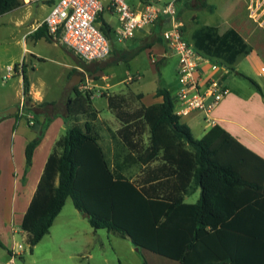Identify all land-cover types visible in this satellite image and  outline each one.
Returning a JSON list of instances; mask_svg holds the SVG:
<instances>
[{
	"label": "trees",
	"instance_id": "16d2710c",
	"mask_svg": "<svg viewBox=\"0 0 264 264\" xmlns=\"http://www.w3.org/2000/svg\"><path fill=\"white\" fill-rule=\"evenodd\" d=\"M20 2L0 0V13ZM96 20L111 40L112 27L102 11ZM34 34L50 38L44 22ZM111 46L114 49L113 40ZM22 76L25 106L34 115H44L41 128L56 115L66 126L45 161L22 218L29 250L48 232L70 197L93 228L128 237L134 245L176 258L180 264H264V189L260 191L256 181L244 177L230 162H222L218 147L208 139L193 135L175 112L168 88L159 83L155 94L162 99L150 104L141 101L142 92L130 89L107 95L119 122L117 135L142 164L136 178L130 179L111 169L92 122L73 119L94 110L91 90L75 84L73 95L57 110L54 101L34 102L24 69ZM39 141L40 136L26 142L24 171ZM242 160L240 156V164ZM197 187V200L185 201L184 196Z\"/></svg>",
	"mask_w": 264,
	"mask_h": 264
},
{
	"label": "crops",
	"instance_id": "0c3cea01",
	"mask_svg": "<svg viewBox=\"0 0 264 264\" xmlns=\"http://www.w3.org/2000/svg\"><path fill=\"white\" fill-rule=\"evenodd\" d=\"M55 1L21 0L18 6L0 13L1 16L15 11L17 8L20 9L16 13L14 12L11 17L13 19H10V22L16 25L17 29L0 30V59L5 58L4 54H9L11 49H17L16 53L7 56L12 58L14 65L22 62V67L17 66L13 74L10 75H17L16 83L20 88L17 87L13 95L9 94L5 99L0 100V109L10 105L18 106L24 96L22 71L25 70L27 53L38 61L48 60L64 66L69 73L71 72L70 77L77 72V69L83 68L78 61L83 58L72 49L51 37L45 35L37 37L34 34L35 29L43 22ZM34 2L38 3L35 7L37 9L35 13L31 9ZM138 2L139 0L136 3H130L138 5ZM207 2L206 0H175L176 16L182 23L183 35H185L184 28L189 24V21L197 22L198 20L199 12H194L195 6H203L202 12L207 9L209 13H212L214 5ZM249 2L250 0H246L247 17L256 26L248 22L244 26L238 24L223 29L214 21L199 31L196 41H191L184 36L203 56L200 72L204 76L218 78L229 87V93L213 109V122L205 120V114L202 110H191L179 114V116L182 121L190 126L195 137L206 138L212 147H218L217 154H220L222 162H230L244 177L256 181L259 190L263 191L264 42L258 40L252 46L248 35L249 30H257L256 27L264 31V26L250 16L248 12ZM103 10L114 12L108 8ZM183 13H186V19L182 16ZM107 22L112 27L114 35L118 24L113 25L109 21ZM169 27L170 22L167 14L162 15L156 22L136 29L131 37L119 41V48L114 46L120 55L119 58L109 60L104 65H94L89 68L93 75H98V78L92 81V85L101 92L94 91L91 95L94 110L78 113L73 118L80 123L86 119L92 122V132L103 147L111 169L130 179L136 178L142 164L135 160L133 154L117 135L116 128L119 126V122L108 106L107 95L115 92L124 93L130 89L133 92H142L141 101L144 104H150L162 99L160 95L155 94L159 83L168 88L173 95L178 86L177 77L172 86L162 83L158 78V83L149 91L150 98L146 100L147 93L141 89V84L135 87L131 86L133 82L142 77L141 71L136 69L133 72L134 78L128 79L121 74L115 75L114 72L108 73L103 69L105 66L112 68L114 62L133 58L142 49L147 50L149 61L156 64L159 61L157 56L165 57L173 53L166 47L162 36L163 30ZM114 49L110 50V55L113 54ZM152 55L156 58L155 61L152 60ZM69 56L71 59H68ZM73 68H76V71H73ZM81 70L86 73L85 69ZM69 73L64 77L65 79L62 76L56 77L55 81L58 82V85L50 92L49 88H45L44 80H41V86H37L34 79H30L25 72L28 79L29 96L34 102L54 101L53 106L58 107L60 101H65L68 96H72L74 93L73 86L75 84L69 85L67 82L63 86L62 83L63 80L70 79ZM249 77L258 83L260 89L252 83ZM85 79L87 81V74ZM246 79L248 82H245ZM82 81L81 76V81L78 82L81 87ZM19 89H21V93L17 95V92H20ZM17 111L18 108L14 113L0 117V240L3 243L0 245V264L10 257L12 251L17 252L16 256H22L24 254L23 248L29 249V244L23 243L25 232L21 227L22 218L34 193L45 161L55 141L64 133L66 127L62 116L56 115L43 130L41 128L43 114L36 112L33 117L34 123L29 124L26 118L20 116ZM112 116L116 119L115 124L108 121ZM38 136H40V141L33 150L32 162L24 171L25 144ZM240 156L243 157L241 164ZM192 194L193 199H189ZM199 194L200 187H197L192 193L186 194L184 200L194 202ZM64 205L55 216L48 232L33 245L32 250H30L31 260H25L21 264H100L99 262L93 263L94 253L90 249V244L99 242L100 244L97 245H100L102 249L104 248L105 242L103 240H95L102 233L100 232L102 231L101 228H93L87 217L75 206L74 208L70 206L64 208ZM241 226L247 227V224ZM105 237L110 241L113 240L112 244L115 245V250L120 258L118 264H180L178 259L160 254L149 248L139 247V249H135V245L128 237L120 236L107 229ZM19 242L22 243L23 248L17 246ZM84 254L88 255L86 260L81 259L78 263L74 262V259H78ZM105 258L107 259V257ZM110 262L109 260V263L106 264H112Z\"/></svg>",
	"mask_w": 264,
	"mask_h": 264
},
{
	"label": "built area",
	"instance_id": "2783aa9c",
	"mask_svg": "<svg viewBox=\"0 0 264 264\" xmlns=\"http://www.w3.org/2000/svg\"><path fill=\"white\" fill-rule=\"evenodd\" d=\"M104 8L113 10L118 19L115 39L131 37L138 28L156 22L162 15L169 18L170 27L163 30L166 47L177 55L176 77L178 86L174 92V106L177 114L191 110H202L204 118L213 122L212 111L229 93V87L214 76H204L200 72L203 56L183 35L182 23L176 16L175 0H139L138 5L126 0H56L43 19L47 33L57 42L72 49L85 60H100L111 50V40L100 28L96 18ZM248 12L264 26V0H250ZM152 55V60L155 61ZM22 62L6 66L5 77L13 74ZM134 75L129 74L128 79ZM18 114L29 124L34 123V114L25 106L24 97L18 104ZM17 246L22 247V243ZM17 252L2 264H16Z\"/></svg>",
	"mask_w": 264,
	"mask_h": 264
},
{
	"label": "rangeland",
	"instance_id": "374dc122",
	"mask_svg": "<svg viewBox=\"0 0 264 264\" xmlns=\"http://www.w3.org/2000/svg\"><path fill=\"white\" fill-rule=\"evenodd\" d=\"M129 3L134 2L136 3L138 0H126ZM207 3H212L214 5V8L212 10V13H209V10L204 9V12L201 11V8L203 6H195V11L199 12L198 20L197 22H191L189 21V24L185 26V35L186 38L190 39L191 41L197 40L199 31L208 26V23H213L214 21L217 22V25L220 26V28L228 29L232 27L233 25H246L248 22H250L253 26H256L255 23L247 17V10H246V0H206ZM197 3V2H195ZM206 3V5H207ZM38 3L34 2L31 5V9L34 11V13L37 11L35 8ZM205 6V5H204ZM51 8V7H50ZM20 10L17 8L15 11L8 12L4 15L0 16V30H16L17 26L14 25L12 22H10L13 13ZM103 17L109 21L113 25L118 24L117 15L115 12H110L107 10H103ZM201 13V14H200ZM183 17L186 16V13H183ZM33 18V16H31ZM186 19V17H185ZM251 25V26H252ZM257 30H249V39L250 44L253 46V43L258 40H263L262 38L264 36V31L261 30V28L256 27ZM115 34H111V40H113V45L119 48L118 43L119 41L115 39ZM123 41V40H122ZM121 50V49H120ZM17 49H11L9 54H4L6 57L0 59V100L5 99L9 94H12L15 92V89L18 86L16 83L18 80L17 75L8 76L5 77L4 74L6 72V66L8 64L14 65L12 62V58L8 57L7 55H11L16 53ZM66 54V53H65ZM68 56V55H67ZM120 55L114 49L112 55H108L106 58L100 59V60H84L79 59V63L82 65L81 69H85L86 73H83L80 68L77 69V72H79L83 78L82 81V87L85 89L91 90L93 93L94 91H100L97 90L95 86L92 85V81L94 79L98 78V75H93L91 71H89V68L93 67L94 65L100 66L104 65L105 63L109 62V60H112L114 58H119ZM158 62L155 64L151 63L149 61L147 50L142 49L138 51L133 58H127L125 60L119 61L117 63H112V68H107V66L104 67V71L111 73L114 72L115 75L121 74L123 77H128L129 74L134 75V71L138 69L143 73L142 77L139 78V80L132 83V87L139 86L141 84V89H143L147 95L146 100L150 98V92L151 89L154 87L156 83H158V78L161 80L162 83H167V85L172 86V84L176 80V67H177V55L174 53H170L165 57L157 56ZM26 66H25V72L27 76L30 77V79H34L37 86H41V80L45 81V88H49V91L52 92L53 88L58 85V82L55 81L56 77L62 76V78L66 77L68 75V69L66 70L64 66L53 63L51 61L45 60V61H38V59L33 58L29 53L26 55ZM68 59H71L69 56ZM262 59V58H261ZM95 63V64H94ZM264 63V62H263ZM33 64V65H32ZM70 71V70H69ZM86 74H87V81H86ZM71 75V72L69 73V77ZM65 79V78H64ZM114 79V78H113ZM69 78L67 80H63V86H65L68 82ZM245 80V79H242ZM248 82V79H246ZM89 81V82H88ZM169 86V87H170ZM20 88V87H19ZM20 92H17V95H20L21 89H19ZM129 90V89H127ZM101 92V91H100ZM20 97V96H19ZM17 99V96H16ZM130 102V101H129ZM134 105V102H131ZM64 106V100L59 102V106L57 109H62ZM116 119L114 116H112L110 119H108L109 122L112 124H115ZM107 121V119H106ZM65 131V130H64ZM189 199H193V194L189 197ZM64 208H67V206H70L71 208H74V205L72 203V200L70 197H67ZM100 232H102L98 238H95V240H103L105 242L104 248L102 249L100 247L99 242L96 244H90V249L93 250L94 256H93V263L99 262L100 264H106L110 263L112 264H118L120 263V258L115 250V245L112 244L113 240H108L105 237L106 229L101 228ZM23 243L26 245L27 242L24 240ZM23 248V247H22ZM24 254L22 256H16L15 262L17 264L23 263L25 260H31L32 255L30 253V250L26 247L23 248ZM107 257V259L105 258ZM88 258L87 254H84L82 257H78V259H74L75 263H78L81 261V259L86 260ZM124 262V260H122ZM122 262V263H123ZM96 264V263H95Z\"/></svg>",
	"mask_w": 264,
	"mask_h": 264
},
{
	"label": "water",
	"instance_id": "95a60500",
	"mask_svg": "<svg viewBox=\"0 0 264 264\" xmlns=\"http://www.w3.org/2000/svg\"><path fill=\"white\" fill-rule=\"evenodd\" d=\"M81 81V75L77 72H75L74 74H72V76L70 77L68 84L69 85H74L78 82ZM18 106L17 105H10L8 107H5L3 109H0V117L4 116V115H8L11 113H14L17 110ZM135 249H139L138 245H135Z\"/></svg>",
	"mask_w": 264,
	"mask_h": 264
}]
</instances>
